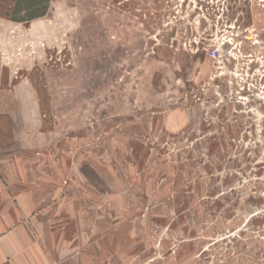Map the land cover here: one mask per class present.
<instances>
[{"label": "rangeland", "instance_id": "rangeland-1", "mask_svg": "<svg viewBox=\"0 0 264 264\" xmlns=\"http://www.w3.org/2000/svg\"><path fill=\"white\" fill-rule=\"evenodd\" d=\"M32 32L0 264H264V0H56Z\"/></svg>", "mask_w": 264, "mask_h": 264}, {"label": "crops", "instance_id": "crops-1", "mask_svg": "<svg viewBox=\"0 0 264 264\" xmlns=\"http://www.w3.org/2000/svg\"><path fill=\"white\" fill-rule=\"evenodd\" d=\"M56 0H0V127L9 126V119L5 118L7 107L6 97L3 92L5 88L11 87L13 101L16 102L20 93L18 88L23 84L13 82L9 79L15 78V71L21 68L23 62L19 53L24 55L20 48L25 46L26 41L33 35V30L44 16L50 12L51 6ZM23 93V90H21ZM4 96V97H1ZM32 93H28L27 102H34ZM10 102V100H9ZM17 103V102H16ZM17 109V106L15 107ZM9 140L4 137V131L0 132V141Z\"/></svg>", "mask_w": 264, "mask_h": 264}]
</instances>
